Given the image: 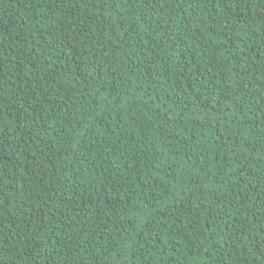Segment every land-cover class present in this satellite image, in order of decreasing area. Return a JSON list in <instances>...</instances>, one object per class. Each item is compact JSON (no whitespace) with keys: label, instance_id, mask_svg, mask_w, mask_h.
<instances>
[{"label":"trees","instance_id":"obj_1","mask_svg":"<svg viewBox=\"0 0 264 264\" xmlns=\"http://www.w3.org/2000/svg\"><path fill=\"white\" fill-rule=\"evenodd\" d=\"M0 0V264H264V0Z\"/></svg>","mask_w":264,"mask_h":264},{"label":"snow or ice","instance_id":"obj_2","mask_svg":"<svg viewBox=\"0 0 264 264\" xmlns=\"http://www.w3.org/2000/svg\"><path fill=\"white\" fill-rule=\"evenodd\" d=\"M258 2V0H257ZM240 3V0H230L229 7H233L234 5Z\"/></svg>","mask_w":264,"mask_h":264}]
</instances>
